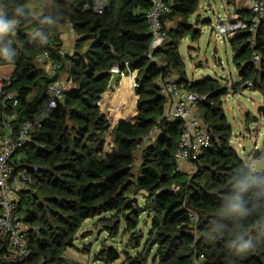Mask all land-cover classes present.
Returning <instances> with one entry per match:
<instances>
[{"label": "trees", "instance_id": "obj_1", "mask_svg": "<svg viewBox=\"0 0 264 264\" xmlns=\"http://www.w3.org/2000/svg\"><path fill=\"white\" fill-rule=\"evenodd\" d=\"M28 2L0 0V13L10 23L0 32V67H13L4 91L17 92L16 106L0 94V135L6 115L17 112V133L46 98L52 79L36 62L43 51H50L61 65L59 76L66 73L76 88L28 145L14 153V167L28 170L34 180L17 205L27 226L30 256L14 259L7 239L0 237V264H82L64 254L75 248L83 223L96 217L113 238L124 224L129 239L121 264H196L201 258L204 264H264V170L252 172L231 145L232 126L222 100L247 82L264 98V26L254 37L242 31L229 39L239 80L228 87L209 77L194 82L187 77L179 45L185 38H200L201 31L189 21L199 0H173L164 23L175 25L167 28L165 44L152 53L157 61L147 57L151 37L145 13L151 0H108L102 14L85 8L93 0H54L52 11L41 16L31 14ZM236 12L246 21L250 18L246 10ZM69 23L76 33L74 52L60 56L59 28ZM115 68L119 76L127 68L136 72L133 111L121 123L98 106ZM160 79L174 80L203 98L197 112L211 146L194 161L191 172L176 162L183 125L166 116ZM152 132V143H145ZM141 145L134 178L135 152ZM139 191L145 192V204L128 215L129 195ZM142 214L150 220L146 238L138 230ZM120 256L103 245L94 262L113 264Z\"/></svg>", "mask_w": 264, "mask_h": 264}, {"label": "built area", "instance_id": "obj_2", "mask_svg": "<svg viewBox=\"0 0 264 264\" xmlns=\"http://www.w3.org/2000/svg\"><path fill=\"white\" fill-rule=\"evenodd\" d=\"M151 1V6L145 13L151 37L150 52L147 57L157 61L152 53L160 49L168 39V29L164 23V18L170 14L173 0ZM107 3L108 0H93L91 6L85 8H90L95 14H102ZM232 9L234 6L231 3L228 6L225 19H219L212 29L217 40L225 42L242 31H248L254 37L259 27L264 26V0H250V18L248 21L239 17L235 9L232 13ZM69 26L74 30L71 23ZM66 54L68 53L65 49L59 50L60 56ZM259 60L258 55L253 56V61L256 64ZM36 62L52 79L46 87V98L37 107L32 118L20 125L17 133L13 129V122L18 117L17 112L13 111L6 115L0 135V237L7 239L10 253L14 259H25L30 256L26 240L27 226L17 214V205L20 194L29 191L34 180L28 170L23 168L17 170L12 164V158L17 149L28 145L32 134L41 128L44 121L50 118L58 105L64 103L67 93L76 88L72 79L64 80L59 76L61 65L52 57L50 51L40 53L36 57ZM127 70L126 73H136L130 71L129 68ZM113 72L119 76L118 68H115ZM8 83L9 78L0 80V94L5 96V100L13 101L14 106H16L17 92L9 91L6 93L4 91ZM159 85L160 93L167 100L166 116L181 121L183 125V131L175 152L176 162L179 167L185 163L193 164L211 146V136L197 112V103L203 98L196 93L187 92L174 80L162 81L160 79ZM134 86L135 84H133ZM251 86L252 84L247 82L242 88L251 89ZM102 99L98 102L101 111ZM118 106L119 109L122 104H118ZM102 112L108 113V111ZM153 136L154 132L145 137V143H152ZM175 190H179V187H175ZM195 263L204 264L202 258L197 259ZM87 264H97V262Z\"/></svg>", "mask_w": 264, "mask_h": 264}, {"label": "rangeland", "instance_id": "obj_3", "mask_svg": "<svg viewBox=\"0 0 264 264\" xmlns=\"http://www.w3.org/2000/svg\"><path fill=\"white\" fill-rule=\"evenodd\" d=\"M50 1L54 2V0ZM249 1L236 2L233 4L234 9H247ZM228 6L227 0H199L198 14L196 16L194 14L189 19L194 27H199L201 35L199 40L195 42L189 37L183 39L179 46V53L185 64L187 77L192 82L209 77L231 87L239 80L238 70L232 61L233 53L229 40L221 42L212 33V29L216 26L219 19H225ZM234 9H232V13ZM197 20L200 22L196 23ZM174 25V21L166 23L167 28ZM189 47L193 48L189 49ZM12 70V66L0 67V80L9 78ZM61 77L64 80L67 79L66 73H62ZM132 85V83L125 81L119 90L122 93L125 91V94L127 93L129 96L128 88ZM222 100L225 115L232 126L231 145L252 172H262L264 170V117L262 114H258L259 107L264 105L262 94L250 88H242L236 92L230 90L228 95L223 96ZM118 107L116 105L115 109H118ZM113 115L114 119L117 120V114L114 112ZM121 116L124 117L125 115L122 113ZM247 116L250 119L246 121ZM142 149L143 145L135 152V162L132 170L134 178L137 176L138 168L141 165ZM18 156L20 157L21 155ZM190 165L193 168L189 171H193L194 166ZM182 169H184L183 166ZM129 196L130 198H138V204L141 207L144 206L145 192L139 191L137 194L132 192ZM108 215V213L104 214V216ZM98 219H91L82 225L77 233L75 248L68 249L64 257L82 264L92 263L94 262V255L100 247L108 245L121 253L120 259L113 264H121L123 262L125 256L122 251H124L129 239V234L123 232L124 224L121 225L118 235L113 238L108 235L105 231V226L99 223ZM138 230H142L146 238L150 231V220L146 214L140 216ZM135 252V250L131 251L133 254ZM97 264L104 263L97 262Z\"/></svg>", "mask_w": 264, "mask_h": 264}, {"label": "crops", "instance_id": "obj_4", "mask_svg": "<svg viewBox=\"0 0 264 264\" xmlns=\"http://www.w3.org/2000/svg\"><path fill=\"white\" fill-rule=\"evenodd\" d=\"M240 1H242V0H240ZM237 2H239V1H237ZM249 4H250V1H249ZM27 7L33 16H41L44 14H48L52 11L53 1H50V0L49 1L48 0H29ZM236 10H238V11L239 10L240 11L246 10L245 13H250L249 12V6L247 9L237 8ZM196 14H198V13L196 12L195 16H196ZM247 18H249V17H247ZM198 22H200V21L197 20L196 23H198ZM195 28L199 29V27L198 28L195 27ZM59 36H60V40L62 42V48L65 49L68 54H72L74 52L75 41H76V33L74 32V30H72V28L69 26V24H64V25L60 26V28H59ZM114 74L116 75L115 80L112 79V82L110 84L109 89L102 96V98H103L102 102L104 101L105 104L107 105V106L102 107V111H104V112L108 111V113H113V114L115 112L117 114V121L121 120V119L126 120V119H128V117L131 115V113L133 111V99H134L133 90H134V87L132 85L130 88H128L129 92H130L129 96L127 95V93L125 94V91H123V93L120 92L121 90H119V89L121 88V86L123 85V83L125 81L132 83V84H135L136 73H126L121 77L117 76L116 73H114ZM112 95H113V99L114 98L115 99H114V103H113V99H112V104L110 106L109 101H110ZM108 104L110 107L108 106ZM118 104H122V106H121L120 110H115V107ZM126 104H127V106H126ZM166 107H167V105H166ZM122 113L125 115L124 117L121 116ZM183 167H184L185 172H191L189 170H192V168H193L189 163L183 164ZM89 220H91V219L86 220L83 223V225ZM98 263H100V262H98ZM83 264H85V263H83Z\"/></svg>", "mask_w": 264, "mask_h": 264}, {"label": "water", "instance_id": "obj_5", "mask_svg": "<svg viewBox=\"0 0 264 264\" xmlns=\"http://www.w3.org/2000/svg\"><path fill=\"white\" fill-rule=\"evenodd\" d=\"M193 47H189V49H192ZM113 77L112 78L113 80H115L116 78V75L113 74ZM112 82V80H111ZM178 83V82H177ZM111 84V83H110ZM258 114H262V116L264 117V105L260 106L259 109H258ZM256 119V118H255ZM125 120L121 119V120H118L117 122L118 123H121ZM136 205H138V198L134 197V198H131L127 201L125 207L126 209H129V212H128V215L134 213V214H137L138 210L136 208ZM115 226V225H114Z\"/></svg>", "mask_w": 264, "mask_h": 264}, {"label": "clouds", "instance_id": "obj_6", "mask_svg": "<svg viewBox=\"0 0 264 264\" xmlns=\"http://www.w3.org/2000/svg\"><path fill=\"white\" fill-rule=\"evenodd\" d=\"M10 26L9 22H5L3 14L0 13V32H4Z\"/></svg>", "mask_w": 264, "mask_h": 264}]
</instances>
